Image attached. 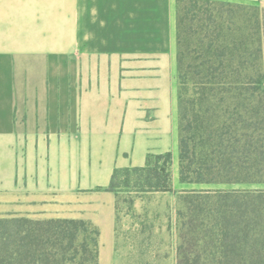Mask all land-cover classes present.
I'll list each match as a JSON object with an SVG mask.
<instances>
[{"label": "crops", "instance_id": "crops-1", "mask_svg": "<svg viewBox=\"0 0 264 264\" xmlns=\"http://www.w3.org/2000/svg\"><path fill=\"white\" fill-rule=\"evenodd\" d=\"M177 10V0H0V215L89 220L99 264H115V169L171 152L172 187H201L179 179Z\"/></svg>", "mask_w": 264, "mask_h": 264}, {"label": "trees", "instance_id": "trees-1", "mask_svg": "<svg viewBox=\"0 0 264 264\" xmlns=\"http://www.w3.org/2000/svg\"><path fill=\"white\" fill-rule=\"evenodd\" d=\"M183 1L176 22L179 179L201 187L173 190L171 152L115 169L107 187L116 195L115 251L118 187L137 180L143 191L176 194L165 215L167 232L176 230V264H264V6ZM201 2L234 10L224 15ZM150 217L135 223L131 250L115 264H168L170 249L156 243L158 216ZM99 234L81 218L0 215V264H99Z\"/></svg>", "mask_w": 264, "mask_h": 264}, {"label": "rangeland", "instance_id": "rangeland-1", "mask_svg": "<svg viewBox=\"0 0 264 264\" xmlns=\"http://www.w3.org/2000/svg\"><path fill=\"white\" fill-rule=\"evenodd\" d=\"M185 6H188L190 2L187 0L183 1ZM204 7L203 9H208L213 12H217V10L224 11V15L228 14L229 11L234 10L233 8H229L227 6H220L213 3H200L197 7ZM264 86V82H263ZM122 178H125L122 176ZM121 178V181H122ZM172 181V178H171ZM172 185V182H171ZM173 188V187H172ZM139 185L137 180H131L127 186L121 185L118 187L119 192V202H118V210H117V234H118V250L115 251L116 259L115 263L118 262L119 257L127 254L129 250H131V233L135 228V223L145 216L147 217V221L151 218L150 216L155 215L157 218L155 222L160 223V232L158 238L156 239V243H158L157 247L160 246V242L163 243V251L170 249L174 251L175 248V237L173 234L168 233L166 229V214L168 212L169 207L173 208L174 202L176 201V194L174 192H162V191H143ZM174 191H180L175 190ZM129 199H133V203L131 207L129 206ZM44 217V216H43ZM172 251V252H173Z\"/></svg>", "mask_w": 264, "mask_h": 264}]
</instances>
